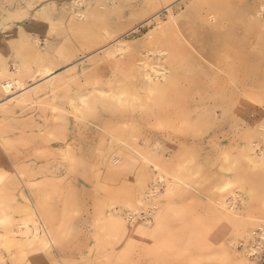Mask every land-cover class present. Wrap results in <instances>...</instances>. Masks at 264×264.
Here are the masks:
<instances>
[{"label": "rangeland", "instance_id": "1", "mask_svg": "<svg viewBox=\"0 0 264 264\" xmlns=\"http://www.w3.org/2000/svg\"><path fill=\"white\" fill-rule=\"evenodd\" d=\"M193 1L0 0V264H264V0Z\"/></svg>", "mask_w": 264, "mask_h": 264}, {"label": "bare ground", "instance_id": "2", "mask_svg": "<svg viewBox=\"0 0 264 264\" xmlns=\"http://www.w3.org/2000/svg\"><path fill=\"white\" fill-rule=\"evenodd\" d=\"M193 3V5H191L192 6V8H190V9H192V12H190L189 13V15H190V19H186V18H184V19H182V20H175V19H173L174 21L171 23V24H169L167 27H164V28H162V29H160L155 35H154V37H153V40H152V42H150V43H152V46H154L155 48H157V45L159 44V43H161V42H166L167 44L169 43L170 45H171V50H173V52H174V56L175 57H180L181 55L183 56V55H188V53L190 54L191 52L188 50V48H186L185 46H184V42L181 40V39H185L187 42H189L190 40V38H196L197 39V37H198V35H201V36H203V37H205L206 38V17H193V15L192 14H194V13H196V12H200L202 9H206V0H195V1H193L192 2ZM161 8V7H160ZM189 9V8H188ZM262 9H263V7H262ZM264 10V9H263ZM189 12V11H188ZM202 13V12H201ZM205 13H206V11H205ZM180 15H182L183 16V14H180ZM95 16V15H94ZM258 17V16H257ZM181 18V17H180ZM142 20V19H141ZM171 20H172V17H171ZM259 21V20H258ZM179 22V23H178ZM147 23V22H146ZM166 25V24H165ZM217 29H220V30H222V27H221V24H218L217 26H215ZM214 27V28H215ZM234 27V29L233 30H230L232 33H233V35L235 36V35H237L238 34V28L236 27V26H233ZM263 27V26H262ZM261 29V28H260ZM259 29V30H260ZM221 34V33H220ZM230 36H232V35H230ZM189 40V41H188ZM191 43V42H190ZM154 44V45H153ZM169 44H168V46H169ZM191 46L192 47H194L192 44H191ZM160 47V46H159ZM119 49V48H118ZM146 49V48H145ZM117 50V49H116ZM114 51V50H113ZM120 51V50H119ZM198 51H200V50H198ZM149 53L148 52V50L146 49L145 51H144V53ZM114 53V52H113ZM143 53V52H142ZM196 53V52H195ZM152 54V53H151ZM197 54V53H196ZM40 55V54H39ZM45 56V55H44ZM126 57H127V61H123L122 62V60H118V61H116V62H119V61H121L122 63L121 64H124L125 65V67H127L128 69H129V71H131V72H134V73H137L138 75H140L141 76V81H142V86H144L146 89H149L150 90V92L151 91H153V90H157L158 88H161V87H163L164 85H166V83H164V84H162L161 82H159V81H161L162 79H166L167 78V76H166V73L164 72V70L163 69H159V68H153V67H150L151 69H152V74H153V88H151L150 89V82L148 81V77L150 78V76H148V71L146 70V66H147V64H146V62L145 61H143L142 63H135V61H136V56L134 55V54H128V55H125ZM117 57V56H116ZM45 58V57H44ZM49 58H51L50 56H49ZM46 60V59H45ZM50 60V59H49ZM58 60V59H57ZM159 60V59H158ZM43 61V60H42ZM58 61H60V60H58ZM63 64V63H61V62H58L57 64ZM46 64H47V62H46ZM53 64H54V62H53ZM57 64H54V65H57ZM50 65V64H49ZM48 65V66H49ZM52 66V65H51ZM102 66V65H101ZM54 67V66H53ZM161 67V66H160ZM51 68V67H50ZM41 69H43V68H41ZM46 69H48L47 67H46ZM53 70V69H52ZM136 71V72H135ZM39 72H40V69H39ZM42 72V71H41ZM46 72H48L47 74H51V71H50V69H48V70H46ZM46 74V73H45ZM120 75V74H119ZM14 80H17V79H14ZM137 80V79H136ZM140 80V79H139ZM5 81V80H4ZM133 82L135 81L134 79L132 80ZM61 82V81H60ZM12 83V82H11ZM11 83H9L8 81L7 82H5V83H3L2 82V84H3V87L2 88H4V90H9L10 89V86H11ZM14 83V82H13ZM19 83H20V81H19ZM135 83V82H134ZM139 83V82H138ZM16 84V83H15ZM60 84V83H59ZM101 84V83H100ZM17 85V84H16ZM20 85V84H19ZM48 85H49V83H48ZM141 85V84H140ZM142 86H139V84H138V86H137V88L138 87H141L142 88ZM16 88V87H15ZM59 88V87H58ZM140 88V89H141ZM49 89V88H48ZM57 89V88H56ZM1 90V89H0ZM58 91V90H57ZM235 93H236V90H235ZM30 94V93H29ZM27 95H28V93H27ZM36 96H38V95H36ZM27 97V96H26ZM35 97V96H34ZM42 97V96H41ZM40 97V98H41ZM46 97V96H45ZM31 98H32V96H31ZM17 99V98H16ZM24 99H26L25 97H24ZM18 100V99H17ZM31 101V100H30ZM26 102V101H25ZM24 103V102H23ZM52 105V104H51ZM71 105H73V104H71ZM74 106V105H73ZM70 113H72V112H70ZM74 115V114H73ZM76 116V115H75ZM74 117V116H73ZM77 118V117H76ZM75 118V119H76ZM84 120V119H83ZM111 120V119H110ZM108 131V130H107ZM111 148V147H110ZM232 148V147H231ZM125 149V148H124ZM224 152V151H223ZM108 153V152H107ZM16 168V167H15ZM14 171H15V169H14ZM16 173H18V172H16ZM11 174V173H10ZM4 175H5V173H4ZM9 175V174H8ZM169 176V175H168ZM159 180L160 178L158 177H156L153 181H156V180ZM180 180V179H179ZM3 183V182H2ZM4 183H9V181L8 182H4ZM12 183V182H11ZM156 183V182H155ZM152 184V188H156L157 186H156V184ZM10 184V183H9ZM9 184H8V186H9ZM150 185V184H149ZM3 186H4V184H3ZM11 186V185H10ZM148 191H151L150 190V188H149V190ZM1 195V194H0ZM1 199H2V197H0ZM0 199V200H1ZM9 200H10V198H9ZM8 200V201H9ZM7 201V202H8ZM10 203V207H11V205L13 206V203H12V201H9ZM13 208V207H12ZM8 209H9V207H8ZM1 210V209H0ZM12 211V210H11ZM3 213V212H2ZM2 213H1V211H0V223H1V225L2 226H4L3 224H6V222L8 221V219L6 218V216L3 214L2 215ZM9 213V212H8ZM11 214V213H10ZM9 214V216H11ZM5 216V217H4ZM7 219V221H6V219ZM4 221H6L5 223H4ZM12 221V220H11ZM9 222V221H8ZM23 223H25V220H24V222ZM23 223H21V224H23ZM9 224V223H8ZM5 227V226H4ZM8 228H9V226H7ZM11 227V226H10ZM24 226H21V228H23ZM26 229V228H25ZM27 230V229H26ZM24 231V230H23ZM0 236L3 238L2 240H4L5 242H7V243H12V242H14V238H15V233L11 230V228H9V229H6V231L4 232V234H0ZM0 237V238H1ZM28 240V239H27ZM16 241H18V240H16ZM22 241V240H21ZM3 243V242H2Z\"/></svg>", "mask_w": 264, "mask_h": 264}, {"label": "built area", "instance_id": "3", "mask_svg": "<svg viewBox=\"0 0 264 264\" xmlns=\"http://www.w3.org/2000/svg\"><path fill=\"white\" fill-rule=\"evenodd\" d=\"M154 189H156V188H150V190L152 191L151 193H150V195H152L153 193H154ZM149 193V192H148ZM134 216H131V217H129V219L131 220L132 218H133ZM141 217H142V219H144L145 221H149L150 220V216L147 214V215H141Z\"/></svg>", "mask_w": 264, "mask_h": 264}]
</instances>
